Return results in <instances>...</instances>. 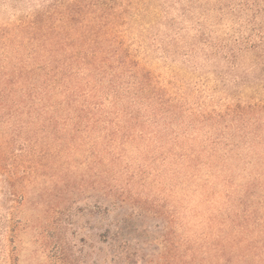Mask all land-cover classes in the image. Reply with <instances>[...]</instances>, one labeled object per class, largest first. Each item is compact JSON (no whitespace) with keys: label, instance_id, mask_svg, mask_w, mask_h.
Returning a JSON list of instances; mask_svg holds the SVG:
<instances>
[{"label":"rangeland","instance_id":"obj_1","mask_svg":"<svg viewBox=\"0 0 264 264\" xmlns=\"http://www.w3.org/2000/svg\"><path fill=\"white\" fill-rule=\"evenodd\" d=\"M54 9L58 0H0V25ZM232 17L208 13L196 27L188 16L177 41L168 26H143L146 17L134 22L131 39L137 38L135 47L172 97L186 107L224 110L239 98H264V90L255 93L257 88L235 81L246 74L255 79L260 69L244 73L245 67L227 66L228 48L238 33L251 30H242ZM197 28L211 46L226 47L212 52ZM17 119L0 118V144L7 152L0 166V264H186L190 247L204 244L209 216L217 209L219 218L236 211L247 185L264 184V166L248 163V149L238 137L240 146L224 168L203 161L187 168L180 146L170 140L175 154L169 155L166 148H154L159 139L151 136L143 139L147 150L138 145L142 141H118L113 151L120 159L112 163L111 155L96 158L91 150L95 141L104 147L99 132L90 136L75 130V122L48 117ZM201 131L191 128L186 134L202 137ZM179 132L175 123L171 139Z\"/></svg>","mask_w":264,"mask_h":264},{"label":"trees","instance_id":"obj_2","mask_svg":"<svg viewBox=\"0 0 264 264\" xmlns=\"http://www.w3.org/2000/svg\"><path fill=\"white\" fill-rule=\"evenodd\" d=\"M213 12L221 19L232 14L242 30L250 27L249 34L238 33L228 48L227 66L245 67L244 73L249 67L260 69L255 79L246 74L235 81L246 89L257 88L255 93L264 90V0H58V11L0 25V118L75 122L78 132L100 133L103 149L95 141L91 150L96 158L111 155L112 163L120 159L113 151L118 141H142L138 145L147 150L143 139L151 136L159 139L154 148H166L169 155L175 154L168 146L171 141L180 146L187 168L201 161L224 168L240 146L238 137L248 149V163L261 169L264 98H239L219 111L186 107L145 63L141 49L135 47L137 38L131 39L134 22L149 17L143 26H168L177 41L188 27L184 26L188 16L201 27V20ZM197 32L212 52L226 47L211 46L207 33L199 28ZM246 53L254 54L253 59ZM175 123L181 134L171 139ZM191 128L202 130L203 136L186 134ZM231 131L236 136L231 137ZM232 138L234 142L229 141ZM6 155L0 144V166ZM244 192L236 211L219 218L217 209L209 216L204 244L201 249L190 247L186 264H264V184H249Z\"/></svg>","mask_w":264,"mask_h":264}]
</instances>
